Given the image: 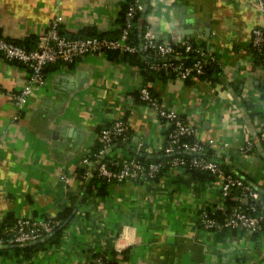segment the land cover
<instances>
[{
	"label": "crops",
	"instance_id": "0c3cea01",
	"mask_svg": "<svg viewBox=\"0 0 264 264\" xmlns=\"http://www.w3.org/2000/svg\"><path fill=\"white\" fill-rule=\"evenodd\" d=\"M125 1L0 0V35L30 48L60 15L59 30L67 36L91 31L113 36ZM140 1L138 24L149 34L197 40L215 55L211 79L154 74L148 86L162 105L195 125L197 139L228 141L221 161L256 186L264 200L263 146L238 151L264 124V71L250 48L252 29L262 18L258 3ZM27 75L24 64L0 53V224L21 215L53 218L69 204L73 209L58 238L49 241L50 235L27 255L5 244L0 264H94L104 253L114 264H264L260 235L201 225V208L217 203L215 178L193 179L175 167L148 180H113L100 194L88 190V177L79 178L80 168L95 170L98 130L115 119L128 123L130 136L111 143L104 157L161 151L162 125L138 97L145 75L128 56L110 50L52 63L44 83L19 108L10 92Z\"/></svg>",
	"mask_w": 264,
	"mask_h": 264
},
{
	"label": "built area",
	"instance_id": "2783aa9c",
	"mask_svg": "<svg viewBox=\"0 0 264 264\" xmlns=\"http://www.w3.org/2000/svg\"><path fill=\"white\" fill-rule=\"evenodd\" d=\"M254 1L260 7L262 18L261 23L252 29L250 48L255 59L260 60L259 63L264 71V0ZM141 7L140 0L129 2L120 33L117 36H67L59 30L60 15L51 19L47 28L39 34L33 47L28 48L0 35L1 55L8 60H16L24 64L28 69L24 84L19 89L10 92L11 100L19 108L24 106L31 91L44 83L46 66L56 62H71L82 55L105 52L109 49L140 53L149 69L164 71L171 75L170 77L183 80L203 74L208 60L215 62L214 53L197 40H162L144 30L139 42L133 43L129 39V31L133 18ZM191 55H194L193 59L187 61V57ZM151 57L158 59H151ZM148 85L149 81L141 86L139 97L146 105L154 109L165 132L162 152L173 156L177 150H183L191 154L188 159L176 155L169 158V171L179 167L180 171L186 172L187 166L195 167L210 171L218 182L217 203L213 207H203L199 211L201 225L211 230L231 226L245 233L258 232V235L264 239V214L261 210L264 200L259 189L243 175L225 171L222 165L221 157L229 142H217L212 138L197 139L195 125L187 121L175 108L162 105L159 98L151 93ZM13 117L17 118L18 114ZM130 132V127L124 119H115L99 128L98 140L102 145L96 152L98 158L96 169L108 180L118 181L125 178L148 180L162 166L160 161L145 163L132 154L109 159V164L113 165V168L107 161H104L109 145L116 141H125L130 136ZM187 135L194 136V139L182 140V137ZM256 136L255 139L246 137L238 146V151L240 153L251 152L257 143L264 148V124L258 128ZM139 143L142 144V142ZM83 162H89L87 155L83 158ZM91 173L90 167L84 171L85 176ZM186 173L188 174V171ZM62 177L65 178L64 175ZM226 199L231 202H226ZM216 210L220 211L221 217L215 214ZM58 224L59 220L51 217L17 216L10 224L4 226L3 233L0 234V246L7 243H14L18 246L34 243L45 238L46 235L53 234ZM94 264H103L102 258L98 257Z\"/></svg>",
	"mask_w": 264,
	"mask_h": 264
},
{
	"label": "trees",
	"instance_id": "16d2710c",
	"mask_svg": "<svg viewBox=\"0 0 264 264\" xmlns=\"http://www.w3.org/2000/svg\"><path fill=\"white\" fill-rule=\"evenodd\" d=\"M131 0H126L124 3H123V6L122 8L120 9V14H121V24L123 22V17H124V13L127 9V6L129 4ZM140 16V10H138L133 18V24L130 28V31H129V39L133 42V43H137L139 42L140 38H141V35L142 33L144 32V25L143 24H138V17ZM120 30H121V26L118 30V32H116V34H114L113 36H117L119 33H120ZM88 35H108L104 32H96V31H91V32H87L85 36H88ZM20 44H23L25 45L24 43H21L19 42ZM110 50H116V52L118 51L119 53H121L122 55H125V56H128L129 59H131L132 61H134L140 68V70L144 73L145 75V82H148V80L154 76V74H157L159 76H161L162 78H166V77H170L171 75L165 73L164 71H154V70H151L149 69L148 67H146L145 65V60L143 58V56L140 54V53H137V52H120L118 49H109L107 51H110ZM193 56L194 55H191L189 57H187V61H191V59H193ZM151 59H158L157 57H151ZM258 62H260L259 59H256ZM214 61H210L208 60L206 62V65H205V72L199 76L201 77H208L211 79V74L214 72L215 73V65H214ZM213 71V72H212ZM151 93L155 96H157L152 90L151 88L149 87ZM138 97H139V91H138ZM140 99V97H139ZM140 102H143L142 99L139 100ZM99 131V130H98ZM165 133V132H164ZM194 139V136L192 135H187V136H183L182 137V140H192ZM101 142L98 140L97 141V147L95 148V152L98 151V149L101 147ZM163 150L161 149V151L157 154H148L144 151H140L138 153H132V155H135L138 159H140L142 162H145V163H149V162H152V161H160L162 162V166L161 168L159 169V171H157L155 173V175L153 177H155L156 175H160L162 173H167V172H170L169 171V163H168V159L173 157L174 155L176 156H183L184 158L188 159L191 154L186 152V151H183V150H177L175 152V154L173 156L171 155H168L164 152H162ZM210 151V150H209ZM94 152V151H93ZM91 152V155L89 154V157L92 156V153ZM96 154V153H95ZM93 153V155H95ZM113 158V155L112 156H109V155H106L105 158H104V161H107L108 164H109V159ZM222 165L223 167L225 168V171H229L226 166L224 165V163L222 162ZM110 167H114L113 165L111 166V164H109ZM85 168L82 167L79 169L78 171V174H79V178L80 179H84L86 177L89 178L88 180V190H91L92 188H95L97 193L100 194V193H103L105 192V188L106 186L111 182L113 181L114 179H107L105 176L101 175L98 173V170L95 168V170L89 174L88 176H85L84 175V170ZM188 171V174L194 179H199V180H202L204 179L205 177H207L208 179L210 178H215V175L213 173H211L210 171L208 170H203V169H199V168H195V167H190V166H187L186 167V172ZM151 177V178H153ZM149 178V179H151ZM136 181H139V180H136ZM71 199L74 200V196H71ZM226 202L230 203L231 200L229 199H226ZM72 209H73V205L72 204H69V205H65L63 206L59 211L58 213L53 217V218H56L59 220V224L60 225L71 213H72ZM263 214H264V207L261 208ZM215 214L218 216V217H221V213L220 211H215ZM15 218L14 217H10V218H6L4 220L3 223L0 224V234L3 233V228L5 225L7 224H10ZM264 221V219H263ZM232 228V229H231ZM228 229H231V231H233L234 229H236L235 227H231V226H227V227H223L220 229V232H225L226 230ZM62 230V229H61ZM61 230L59 231H56L54 232L53 234H51V237L48 239L49 241L50 240H54L56 238H58V236L61 234ZM255 235H258V232L254 233ZM47 241V240H45ZM42 242H39V243H36V244H27V245H24V246H17V248H19V250H21L23 252V254L27 255L28 254V251L30 250H35L37 248H39V246L41 245ZM11 244H14V243H7L5 246H11ZM4 247V245L0 246V250ZM105 254V253H104ZM104 254H101L99 257L102 258L103 260V264H114L111 260H109Z\"/></svg>",
	"mask_w": 264,
	"mask_h": 264
},
{
	"label": "water",
	"instance_id": "95a60500",
	"mask_svg": "<svg viewBox=\"0 0 264 264\" xmlns=\"http://www.w3.org/2000/svg\"><path fill=\"white\" fill-rule=\"evenodd\" d=\"M142 11H145V8H143L142 9ZM69 218L70 217H68V218H66L59 226H58V228L54 231V232H56V231H59L67 222H68V220H69ZM50 235H46V237L45 238H43V239H40V240H37V241H35L34 243H37V242H40V241H44L46 238H48ZM31 244H33V243H31Z\"/></svg>",
	"mask_w": 264,
	"mask_h": 264
}]
</instances>
